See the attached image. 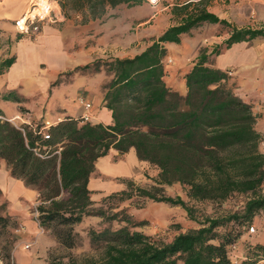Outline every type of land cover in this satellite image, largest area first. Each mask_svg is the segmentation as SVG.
I'll return each mask as SVG.
<instances>
[{
    "label": "trees",
    "instance_id": "1",
    "mask_svg": "<svg viewBox=\"0 0 264 264\" xmlns=\"http://www.w3.org/2000/svg\"><path fill=\"white\" fill-rule=\"evenodd\" d=\"M66 17L72 9L82 24L102 19L122 4L136 6L145 0H57ZM210 0H175L171 11L178 22L132 58L95 60L76 70L112 75L105 86L104 107L112 121L92 123L67 116L49 128V139L29 124L17 126L0 108V162L4 160L12 177L26 186H42L43 204L38 206L40 223L46 228L67 227L55 234L68 247L75 245L72 226L96 215L108 225L90 229V242L106 249L101 262L87 264H233L231 245L238 242L235 227L250 225L264 211L263 135L257 130L258 115L253 106L235 92L229 71L216 67L202 51L185 74L186 93L168 86L164 60L167 43H179L184 34L204 23H230L208 9ZM264 37V28H232L225 49L237 43ZM221 46L211 54L220 55ZM16 61L14 56L0 64V75ZM55 81L53 85H56ZM6 101L22 102L18 94H0ZM115 149L119 154L136 150L140 160L159 170V184L180 183L188 198L221 202L235 193L248 196L244 206L221 217H206L197 227L175 235L168 242L155 240L136 228L147 221L137 220L125 209L108 212L105 203L112 197L132 199L135 194L172 206H182L193 218L192 209L181 197L162 195L127 183V189L92 199L88 183L97 160ZM160 188V187H157ZM156 189V188H155ZM67 193V198H59ZM135 193V194H134ZM49 203L47 206L46 204ZM9 219L0 216V225ZM121 224L114 228L112 223ZM241 264H264V244L249 245Z\"/></svg>",
    "mask_w": 264,
    "mask_h": 264
},
{
    "label": "rangeland",
    "instance_id": "2",
    "mask_svg": "<svg viewBox=\"0 0 264 264\" xmlns=\"http://www.w3.org/2000/svg\"><path fill=\"white\" fill-rule=\"evenodd\" d=\"M174 1L145 0L140 5L122 4L110 9L102 19L91 24L93 28L89 31L94 32L93 38L83 35L85 31L82 32V36H78L76 42L71 38L66 40L72 57L69 60L70 65L51 81L46 80V75L42 72L39 73L38 79H41L39 81L30 80L23 75L30 52L34 45L37 47L40 33L36 36L23 35L14 28L13 37L0 36V64L12 56L16 58L15 63L21 59L17 65L20 70L17 69L14 73L17 80L14 81L15 88L12 91L24 94L20 96L22 102H2L0 98L1 109L8 115L12 112L13 116L17 115L10 120L13 124L17 126L29 124L34 128L47 122L55 125L50 116L56 113L61 115L75 113L74 116L78 117L79 111L84 107L81 105L82 101L91 103V110H95L92 113L97 116L98 109L104 105L102 99L106 91L105 86L111 81L112 75L105 68L100 72H92L76 70V67H83L98 59L128 58L147 47L153 38L160 36L165 29L178 22L171 11ZM207 6L211 12L226 19L230 27L204 23L182 35L179 43L168 44V55L164 60L167 84L185 94L182 76L194 65L204 50L210 55L212 64L216 67H226L225 70L231 75L230 83L234 84L238 95L242 82L243 88L250 94L259 123L264 124V98L261 91L264 79L259 77L264 74V37L237 43L229 49L224 48V41L232 28H264V0H210ZM68 15V19L79 25L78 27H87L88 23L82 24L81 18L75 17L74 10L69 9ZM50 24H58V21ZM217 46L222 48V53L218 56L211 54ZM41 66L44 70L46 65L43 63ZM252 67H255L256 72ZM9 70L10 68L5 72ZM19 71L21 75L16 78ZM253 72L255 78L250 75ZM12 77L11 75V79ZM55 81L58 82L53 85ZM4 93L7 92L1 94ZM260 149L264 152V140L260 144ZM6 168L8 166L5 163H0V216L9 219L6 226L0 225V264H87L89 261L99 263L104 259L106 249L95 248L89 237L90 229L108 225L102 217L91 215L85 217L81 223L73 225L75 245L73 247L64 245L58 240L55 231L66 230L67 227L53 224L52 227L46 228L40 223L38 206L44 203L41 197L42 186H33L38 194L28 198L23 194L21 186L9 182L10 178L5 174ZM140 170L142 178L146 181L135 183L136 185L153 191L158 197L162 195L181 197L192 209L193 218H189L182 206L155 202L135 193L132 199L127 200H121L120 196L112 197V200L104 205L110 213L125 209L137 220L147 221L146 225L136 229L151 235L157 241L168 242L175 235L197 227L208 216L221 217L234 213L241 209L248 199L245 194L235 193L221 202L191 200L180 183L160 186L159 170L155 166L147 165ZM68 196L67 193H63L59 198ZM95 202L93 206L98 207L102 201ZM120 225L117 221L112 223L114 228ZM252 225L256 228L255 232L250 231ZM235 230L240 236L236 249H231V256L233 264H241L249 245L264 243L259 239L264 238V211L259 212L250 225L236 226Z\"/></svg>",
    "mask_w": 264,
    "mask_h": 264
},
{
    "label": "crops",
    "instance_id": "3",
    "mask_svg": "<svg viewBox=\"0 0 264 264\" xmlns=\"http://www.w3.org/2000/svg\"><path fill=\"white\" fill-rule=\"evenodd\" d=\"M29 1L30 0H0V36L13 37V30L15 28L13 21L20 18L25 13L28 8ZM56 14L59 18L58 24H47L42 28L40 36L38 37L39 42L36 45L37 47L35 48L34 45L32 52H30L31 55H29V62L23 69V75H25L30 80H41L38 79L40 78V72L46 75V80L48 81L57 78L63 72V70L67 69V67L70 65L69 60H71L72 58L71 54H69L66 40L71 38L73 42H76V40L79 38L78 36H82L81 34H83L85 31L86 33H84L83 35L91 38H93L94 36V32L89 30L93 28L91 24L95 23L96 20L89 22L86 28H83V26L78 27L79 25H75L72 20L68 19V17L65 16V13L63 12L59 3L56 6ZM75 17L79 18L80 16L76 14ZM168 44L170 43H167L166 47L168 46ZM145 48L135 53L134 55L129 56L128 58L134 57L135 55L142 52ZM20 60L21 59L19 58L18 61L10 67L9 71L0 75V78H3V80H0V94L4 91L9 92L14 90V81L17 80L14 78V73L17 69L20 70L19 66H17ZM43 63L46 65L44 70L41 66ZM71 64L74 65L75 63ZM32 68H34V70H32ZM219 68L223 70L226 69L225 66ZM11 70L13 71L11 74L13 76L12 79L11 75L9 77ZM252 70L256 72L255 67H252ZM188 71L183 74L181 79L183 82L184 93H186L187 90L184 76ZM254 72L250 75H253V77L255 78L256 76H254ZM19 75H21L20 71L16 74V78H18ZM259 77L260 79H264V74ZM7 78H9L10 80H6ZM261 88V91L263 92L262 97L264 98V82L261 84ZM238 93L240 97H242L246 102L250 103L253 106L250 94H248L246 89L243 88L242 82ZM21 94L23 93H18L19 96H22ZM1 101L15 103L12 101L3 100L2 98ZM1 104L2 103H0V106ZM81 105H83L84 107L82 111H79L80 114L78 115V117H83L87 113L90 115L91 118L89 119V121L92 123H111V112L106 107H104V105H102L101 108L98 109L99 111L97 113V116H94L92 113L95 112V110H87L83 102H81ZM255 110L256 109L253 107V112L256 114ZM74 114L75 113L69 115H61L56 113L54 115H51L50 119L53 120V123L56 125L57 123L65 120L67 116L75 117ZM13 115L14 112H12L10 115L5 113L6 118L9 120H11V118L15 116L17 117V115ZM257 130L264 137V124H260L259 120L257 122ZM0 163L6 164L4 160H2ZM147 165L150 166L151 164L148 161L140 160L134 148H131L125 154H119L117 150L111 149L107 155L102 156L97 160L95 171L90 177L88 188L92 192L93 200L98 201L108 194L121 192L127 189V183L129 181H132L136 184H139L138 182L145 183L146 180L142 178L140 169H142V167L144 168V166ZM5 174L6 176H9L8 178H10V183L14 182L16 185L23 188V194L26 197L33 198L38 194V192L33 187L26 186L25 183H22L23 181H21V179L12 177L9 173L8 168H6ZM259 239L264 242L263 237H260Z\"/></svg>",
    "mask_w": 264,
    "mask_h": 264
},
{
    "label": "built area",
    "instance_id": "4",
    "mask_svg": "<svg viewBox=\"0 0 264 264\" xmlns=\"http://www.w3.org/2000/svg\"><path fill=\"white\" fill-rule=\"evenodd\" d=\"M57 5V0H30L25 13L14 22L16 30L23 35L36 36L41 32L44 25L59 21L56 14ZM83 103L87 110L92 108L91 103ZM82 118L84 121H89L91 117L86 113ZM51 126L53 125L50 122H47L39 131V133L42 134L43 139L50 138L48 130ZM250 231H256L254 225L250 227ZM230 247L232 250L236 249V243L232 244Z\"/></svg>",
    "mask_w": 264,
    "mask_h": 264
}]
</instances>
